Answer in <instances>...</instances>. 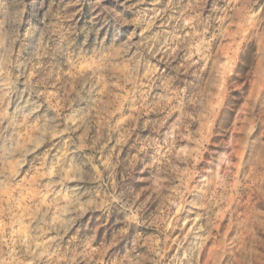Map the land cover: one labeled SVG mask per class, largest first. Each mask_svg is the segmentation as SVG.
Here are the masks:
<instances>
[{
  "label": "rangeland",
  "instance_id": "obj_1",
  "mask_svg": "<svg viewBox=\"0 0 264 264\" xmlns=\"http://www.w3.org/2000/svg\"><path fill=\"white\" fill-rule=\"evenodd\" d=\"M0 264H264V0H0Z\"/></svg>",
  "mask_w": 264,
  "mask_h": 264
}]
</instances>
